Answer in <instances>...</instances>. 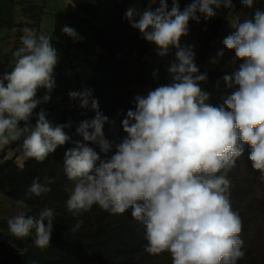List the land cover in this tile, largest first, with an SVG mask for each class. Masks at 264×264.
Returning a JSON list of instances; mask_svg holds the SVG:
<instances>
[{"label":"clouds","instance_id":"1","mask_svg":"<svg viewBox=\"0 0 264 264\" xmlns=\"http://www.w3.org/2000/svg\"><path fill=\"white\" fill-rule=\"evenodd\" d=\"M254 2L240 0L250 9ZM221 8L233 9V0H191L183 10L179 0H171L170 9L168 0H148L143 10L135 4L126 9L124 19L156 46L159 57L175 51L166 68L169 82L133 98L134 107L121 121L125 135L112 141L104 127L114 121L99 111L98 100L87 87L68 92L79 107L95 112L76 128L81 139L72 140L66 133L70 121L55 124L43 108L36 113L35 124L30 123L33 110L51 100L59 56L51 36L24 27L23 46L13 52L14 67L0 72V147L21 144L25 161L43 162L71 140L74 146L63 154V171L74 184L65 205L74 217L94 205L112 214L131 209L132 218L145 229L149 255L167 251L172 264H238L246 255L243 222L231 206L228 174L247 145L251 167L264 183V10L255 9L243 22L234 20L223 48L211 59L218 63L227 49L235 53L231 63L242 61L238 70L222 77L227 89L236 90L213 106L207 102L210 94L200 86L208 76L195 63L194 45H182L181 38L189 35V21L200 23L201 17L207 21ZM61 31L73 41L83 40L72 27ZM157 72L153 71L154 78ZM40 89L45 94L38 99ZM113 149L114 154L101 158L100 153ZM52 183L51 177L33 179L26 197L50 193ZM55 216L54 209L45 207L35 215L9 218L7 225L18 239L34 232V245L43 249L50 246ZM82 225L83 220H77L71 231Z\"/></svg>","mask_w":264,"mask_h":264},{"label":"trees","instance_id":"2","mask_svg":"<svg viewBox=\"0 0 264 264\" xmlns=\"http://www.w3.org/2000/svg\"><path fill=\"white\" fill-rule=\"evenodd\" d=\"M72 2L76 9L82 12L79 15L82 23L93 32L95 46L106 51L105 55L96 59L90 76L85 79L78 78L77 91L85 87L91 89L93 98L98 100L99 111L107 116L109 121H114V124L106 123L104 127L106 138L112 141L113 127L121 123L129 108H133L132 102L129 99L124 100L121 96L123 91H130L131 86L130 77L127 75V57L134 54L140 61L149 50V42L142 38L138 30L130 27L124 19V14L133 4L143 10L148 6V0H72ZM190 2L191 0H179L180 9H184ZM233 3V9L221 8L218 18L208 27L207 22H203L200 32L202 39L197 53L201 63L210 49L211 41L218 35L226 13L242 6L240 0H233ZM260 6L264 10V0H260ZM241 62L236 60L229 69L206 71L207 76L213 82L219 81V85L226 91L225 95H230L236 89H227L222 77L238 70ZM205 91L210 94L208 103L219 106L223 102L222 98L225 95L214 96L208 88ZM40 108H44L55 124H67L70 121L71 126L65 131L72 140L81 139L75 135L76 128L82 121L91 120L95 115L90 107H79L78 100H72L70 104L60 108L55 100L54 91L51 93V100L45 106L38 105L33 110L30 123L35 124L36 113ZM73 146L70 140L65 145L58 146L43 162L28 159L22 165L17 163L15 157H6L4 153L1 155L0 192L15 202L24 201L20 204L29 209L25 215H35L42 208L49 207L54 209L56 216L50 246L43 249L34 245V232L31 237L18 239L10 233L8 225L3 221L5 225L0 228V264H143L144 257L149 255L145 251L147 245L145 229L132 218L131 209L123 214H112L94 205L89 212L76 217L67 211L65 205L70 193L66 185L72 181L64 174L63 154ZM90 146L95 147L99 153L97 146ZM112 154L114 149L107 154L100 153V156L106 159ZM248 154L249 148L245 145V151L237 160L236 167L249 161ZM45 177L54 179V183L50 185L51 192L41 197H26L33 179L39 178L43 181ZM244 183V180L236 182L231 189L230 200L233 210L238 201H241L242 192H247ZM77 220H83V225L73 232L71 229ZM254 264H264V260Z\"/></svg>","mask_w":264,"mask_h":264},{"label":"rangeland","instance_id":"3","mask_svg":"<svg viewBox=\"0 0 264 264\" xmlns=\"http://www.w3.org/2000/svg\"><path fill=\"white\" fill-rule=\"evenodd\" d=\"M168 5L170 9L171 0H168ZM157 6L158 3L152 5L153 9ZM255 9L262 10L260 0H255L251 9L242 5L226 13L218 35L211 41L210 49L204 57L203 63L198 60L197 53L202 39L200 32H202V24L205 21L202 17L200 23L189 21V35L181 38V44L194 45L195 63L200 67L202 73L212 69H229L233 66L231 61L235 53L226 49H224V56L218 63L212 64L211 59L215 57L218 50L223 48L222 40L233 31L231 28L233 21L239 18L243 22L245 18H251ZM217 12L216 17L206 21L207 27L218 18L220 9ZM80 14L82 12L76 9L72 0H0V72L8 71L14 66L13 52L23 46L20 40L21 35H23L22 29L26 26L34 28L38 34L43 33L52 38L51 43L57 49L59 56V62L54 69L56 87L53 91L55 100L60 108L70 104L72 100L69 98L68 92L77 91L78 78L85 79L90 76L96 59L106 53L105 50L95 46L93 32L82 23ZM64 26L74 28L78 35L83 37V40L73 41L71 37L62 33L61 29ZM174 51V49L171 50L166 57H159L156 46L149 43V50L140 61L136 55L129 54L127 57V75L130 77L131 86H129L130 91H123L122 98L124 100L129 99L133 104V98L137 94L146 95L149 90L168 83L166 68L169 62L174 59ZM155 70L158 72L154 78L152 73ZM200 86L204 91L206 88L210 89L214 96L226 94L225 89L220 85L217 88L216 82H213L209 76L207 82H201ZM44 94V89L38 90L37 98H42ZM42 104L46 105V103ZM47 118L52 121L51 117L47 116ZM112 135L114 139L125 135L121 123L113 127ZM14 143L0 147V160L4 153L3 155L6 157H15L17 163L22 165L25 160L21 155V144L13 147ZM228 175L233 186L236 185V182L244 180L247 188V192H242V199L234 208L243 222L241 238L244 241L246 252L245 258L238 261V264H254L264 260V183L259 179L260 172L252 169L250 161H245L239 167L233 168ZM73 187V182L66 185L69 193ZM28 211L29 209L19 202H15L6 196H0V221H5L7 224L9 218L18 214L25 215ZM8 216L11 217L7 219ZM3 226L0 222V227ZM144 258L145 264H172L171 254L167 251L158 255H148Z\"/></svg>","mask_w":264,"mask_h":264},{"label":"crops","instance_id":"4","mask_svg":"<svg viewBox=\"0 0 264 264\" xmlns=\"http://www.w3.org/2000/svg\"><path fill=\"white\" fill-rule=\"evenodd\" d=\"M0 193H1V192H0ZM0 196H5V195H3V194L1 193Z\"/></svg>","mask_w":264,"mask_h":264}]
</instances>
